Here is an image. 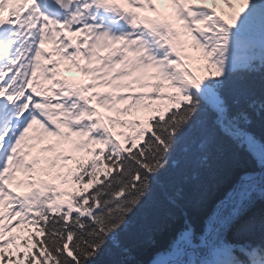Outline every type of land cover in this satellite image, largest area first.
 I'll return each instance as SVG.
<instances>
[{
	"label": "snow or ice",
	"instance_id": "1",
	"mask_svg": "<svg viewBox=\"0 0 264 264\" xmlns=\"http://www.w3.org/2000/svg\"><path fill=\"white\" fill-rule=\"evenodd\" d=\"M0 264H264V0H0Z\"/></svg>",
	"mask_w": 264,
	"mask_h": 264
}]
</instances>
